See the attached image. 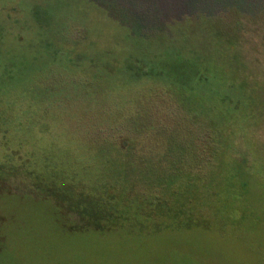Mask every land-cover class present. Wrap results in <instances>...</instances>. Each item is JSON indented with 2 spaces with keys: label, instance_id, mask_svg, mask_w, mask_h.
<instances>
[{
  "label": "rangeland",
  "instance_id": "374dc122",
  "mask_svg": "<svg viewBox=\"0 0 264 264\" xmlns=\"http://www.w3.org/2000/svg\"><path fill=\"white\" fill-rule=\"evenodd\" d=\"M0 81V264H264V0H0Z\"/></svg>",
  "mask_w": 264,
  "mask_h": 264
},
{
  "label": "trees",
  "instance_id": "16d2710c",
  "mask_svg": "<svg viewBox=\"0 0 264 264\" xmlns=\"http://www.w3.org/2000/svg\"><path fill=\"white\" fill-rule=\"evenodd\" d=\"M147 74H148V72H147ZM0 83H3V82H1L0 81ZM15 83V82H6V84H0V87L1 86H5V88L4 89H6V88H8V87H12L13 86V88H15V84L13 85V84ZM17 86V85H16ZM0 92H1V90H0ZM149 98H147L146 100H148ZM4 111V110H3ZM206 122V121H205ZM200 130V129H199ZM198 130V131H199ZM213 132V131H212ZM212 132H211V134H212ZM180 133H182L183 134V131H181ZM215 136L216 135H212V139H215ZM183 137H181L180 139H178V140H181ZM200 138L201 137H199L198 135H196V137H194V139H193V141L195 142L196 140H198V141H200ZM169 145V144H168ZM171 146V145H170ZM156 148V147H155ZM161 149H160V152H163V151H165L164 152V156H166V153L168 154V152L171 150V148L168 146H166V144H165V147H160ZM215 148H216V145H215V147H213L212 148V153L215 151ZM168 151V152H167ZM216 152H217V149H216ZM215 152V153H216ZM151 154H153V151L151 152ZM118 155L119 156H122L121 155V152H118ZM171 156H175V157H179V155H171ZM214 157H215V155H214ZM168 166V168L166 169V170H164V174H165V177H166V182H165V184L167 185V184H169V185H171L172 184V186H173V188L174 189H176V188H178V184H174V178H179V179H183V178H186L187 176H189L190 175V171H191V169H192V165L193 164H191L190 162H186V160L184 159V156H183V152H182V157L180 158H178V160L177 161H174L171 157H169V158H167V160H163ZM198 161H200L199 159H198ZM155 163H157L158 165V167L161 165V164H163V163H161V161H155ZM190 163V164H189ZM164 165V164H163ZM157 167V168H158ZM156 168V169H157ZM156 169H154V170H156ZM158 170H160V168H158ZM174 174V175H173ZM173 176H174V178H173ZM169 177H171V178H169ZM169 178V179H168ZM170 181V182H169Z\"/></svg>",
  "mask_w": 264,
  "mask_h": 264
}]
</instances>
